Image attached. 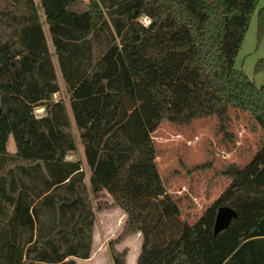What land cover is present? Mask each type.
Masks as SVG:
<instances>
[{
	"label": "trees",
	"instance_id": "obj_1",
	"mask_svg": "<svg viewBox=\"0 0 264 264\" xmlns=\"http://www.w3.org/2000/svg\"><path fill=\"white\" fill-rule=\"evenodd\" d=\"M39 0L70 92L89 182L126 214L109 241L140 232L135 264H264V142L243 166L218 170L229 183L193 222L166 190L152 131L163 120L190 122L247 110L264 132V81L235 66L258 0ZM0 9V264H76L91 253L94 211L34 0ZM103 7L107 11L104 12ZM151 21L143 25L138 16ZM104 33V34H103ZM105 49L94 56L95 46ZM28 52L29 55H25ZM264 67L259 58L254 70ZM46 104L47 115L32 108ZM13 138L15 151L6 143ZM220 205L236 214L214 229Z\"/></svg>",
	"mask_w": 264,
	"mask_h": 264
},
{
	"label": "rangeland",
	"instance_id": "obj_2",
	"mask_svg": "<svg viewBox=\"0 0 264 264\" xmlns=\"http://www.w3.org/2000/svg\"><path fill=\"white\" fill-rule=\"evenodd\" d=\"M11 1L15 2L22 10L26 9L24 0H0V9ZM88 1L81 0L80 5L86 6ZM34 3L56 72L59 85V89L55 91L56 96L65 105L70 131L76 144L81 147L79 130L74 122L69 104L70 92L60 74L43 8L39 0H34ZM257 6H264V0H258ZM103 10L107 11L105 7ZM105 47L103 39L99 46H95L94 56L98 57ZM261 57H264V31L258 39L257 12L255 11L236 55L235 66L243 69L257 85L264 81V67L257 71L254 70L256 61ZM51 100H53V95H51ZM152 138L156 149V165L164 186L180 208L179 217L193 223L204 208L211 204L229 183V178L219 174L218 170L226 168L230 163H235L238 166L246 164L263 144L264 132L254 121L250 112L231 108L229 118L223 126L215 115L197 117L184 123H171L168 120H163L152 131ZM8 146L15 147L12 137L6 143L7 150L12 153L13 148L9 147L8 149ZM81 153L76 149L75 152H69L66 158L68 160L80 159L86 172H89L88 166L82 159L83 153ZM90 201L94 211L91 232V251H94L92 260H96L100 264H114L109 241L116 238L123 229L124 210L113 205L98 207V201L103 203L112 201L107 193H103L99 197L93 195ZM132 234L134 235V233ZM127 237L129 238L127 239ZM127 237L117 242L115 248L126 247L128 253L135 243L131 234ZM75 261L76 264H93V261L81 259H75ZM97 262L95 263L99 264Z\"/></svg>",
	"mask_w": 264,
	"mask_h": 264
},
{
	"label": "crops",
	"instance_id": "obj_3",
	"mask_svg": "<svg viewBox=\"0 0 264 264\" xmlns=\"http://www.w3.org/2000/svg\"><path fill=\"white\" fill-rule=\"evenodd\" d=\"M10 138V137H9ZM9 138H8V140H9ZM74 138V137H73ZM74 140H75V138H74ZM75 144H76V140H75ZM82 144V143H81ZM8 145V144H7ZM9 147L10 148H13V150H12V152H14L15 151V147H13V146H8V149H9ZM76 149H78L79 151H81L82 153H83V145H81V147H79L78 146V144H76ZM76 149H75V151H76ZM75 151H72V152H75ZM81 153V154H82ZM82 159H83V162H85V159H84V153L82 154ZM85 164H86V162H85ZM82 165V168H83V170H84V179H83V181H84V183H85V185H86V187H87V191L89 192V194H88V197L91 199V196H93L94 194H93V192H92V189H91V185H90V182H89V175H90V168H89V166H88V168H89V172H86V169H84V166H83V164H81ZM103 193H107L106 191H104ZM93 194V195H92ZM108 194V193H107ZM109 195V194H108ZM109 197L111 198V196L109 195ZM97 200V199H96ZM123 213H125V212H123ZM125 217H126V214H125ZM132 235V240H133V242L135 243L129 250H128V253H127V255H126V264H135L136 263V259H137V255H138V253H139V251H140V245H141V234H140V232H136V233H134V235L133 234H131ZM129 237H127V239H128ZM93 250L91 251V253H90V255H89V257H87V258H80V257H76V256H73V255H70V256H68L67 258H70V257H73L74 259H81V260H83V261H93V264H96L95 262H97L96 260H92L93 258H92V255H93ZM131 252H133V253H131ZM97 263H99V262H97ZM88 264V263H87ZM100 264V263H99Z\"/></svg>",
	"mask_w": 264,
	"mask_h": 264
},
{
	"label": "water",
	"instance_id": "obj_4",
	"mask_svg": "<svg viewBox=\"0 0 264 264\" xmlns=\"http://www.w3.org/2000/svg\"><path fill=\"white\" fill-rule=\"evenodd\" d=\"M25 55H29L28 52ZM236 214V211L233 207L229 205H220L217 209L214 229L219 230L222 227L226 226L232 216Z\"/></svg>",
	"mask_w": 264,
	"mask_h": 264
},
{
	"label": "built area",
	"instance_id": "obj_5",
	"mask_svg": "<svg viewBox=\"0 0 264 264\" xmlns=\"http://www.w3.org/2000/svg\"><path fill=\"white\" fill-rule=\"evenodd\" d=\"M138 21L143 24V25H147L150 23L151 18L148 14L146 13H141L138 16ZM53 95V100H58L57 96H56V92L52 93ZM32 112L34 114L35 117H43L45 115H47V108H46V104H37L34 105L32 108Z\"/></svg>",
	"mask_w": 264,
	"mask_h": 264
}]
</instances>
